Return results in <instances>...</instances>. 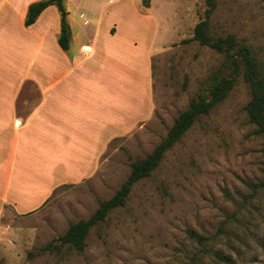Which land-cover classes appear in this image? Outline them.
<instances>
[{"label":"rangeland","instance_id":"1","mask_svg":"<svg viewBox=\"0 0 264 264\" xmlns=\"http://www.w3.org/2000/svg\"><path fill=\"white\" fill-rule=\"evenodd\" d=\"M113 1L107 8L115 11ZM205 9L203 0H149L148 6L123 0L122 20L131 27L126 42L138 44V56L153 54L152 113L111 141L95 176L59 186L35 211L16 214L5 207L0 264H264V134L248 120L250 93L241 77L132 186L124 205L90 228L81 252L43 250L115 192L130 163L154 148L220 66L221 53L183 42ZM209 20L213 36L233 34L264 72V0H216ZM187 229L201 234L202 242Z\"/></svg>","mask_w":264,"mask_h":264},{"label":"crops","instance_id":"2","mask_svg":"<svg viewBox=\"0 0 264 264\" xmlns=\"http://www.w3.org/2000/svg\"><path fill=\"white\" fill-rule=\"evenodd\" d=\"M36 1L0 0V218L5 207L35 211L59 186L95 176L111 141L154 106L153 54L126 42L123 0L115 11L112 0H65L67 50L55 5L25 25Z\"/></svg>","mask_w":264,"mask_h":264},{"label":"trees","instance_id":"3","mask_svg":"<svg viewBox=\"0 0 264 264\" xmlns=\"http://www.w3.org/2000/svg\"><path fill=\"white\" fill-rule=\"evenodd\" d=\"M203 1L206 5L204 18L195 24L192 36L184 39L183 42L197 41L200 45L208 46L221 53L223 59L220 66L209 73L204 87L189 101L187 107L178 113L166 135L154 148L145 157L130 163L129 174L115 192L108 199L100 201L89 217L71 223L62 234L47 243L43 250L59 252L62 247L67 246L81 252L85 247L86 235L90 228L103 222L112 209L124 205L132 186L150 175L159 165L164 153L201 115L208 114L226 98L239 77L245 82L250 93V99L244 106L248 120L255 126L256 133L264 134V72L262 66L250 47L238 41L233 34L212 35L209 17L216 6V0ZM143 3L148 6L149 0H143ZM49 5H55L61 13H64L60 19L57 41L62 49L67 50L70 31L66 20L65 0H39L31 3L25 16V25L33 23L39 13ZM186 232L192 240L198 243L204 239L201 234L192 229H187ZM218 257L221 258V255L218 254Z\"/></svg>","mask_w":264,"mask_h":264},{"label":"water","instance_id":"4","mask_svg":"<svg viewBox=\"0 0 264 264\" xmlns=\"http://www.w3.org/2000/svg\"><path fill=\"white\" fill-rule=\"evenodd\" d=\"M61 15H64V13H61Z\"/></svg>","mask_w":264,"mask_h":264}]
</instances>
